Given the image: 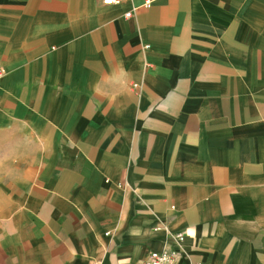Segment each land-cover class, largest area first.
Returning <instances> with one entry per match:
<instances>
[{
    "label": "crops",
    "instance_id": "0c3cea01",
    "mask_svg": "<svg viewBox=\"0 0 264 264\" xmlns=\"http://www.w3.org/2000/svg\"><path fill=\"white\" fill-rule=\"evenodd\" d=\"M0 68V264H264V0H0Z\"/></svg>",
    "mask_w": 264,
    "mask_h": 264
},
{
    "label": "built area",
    "instance_id": "2783aa9c",
    "mask_svg": "<svg viewBox=\"0 0 264 264\" xmlns=\"http://www.w3.org/2000/svg\"><path fill=\"white\" fill-rule=\"evenodd\" d=\"M105 4L117 2V0H103ZM151 0H143L144 5H149ZM133 14L132 10L126 11L124 17H131ZM3 75V70L0 68V78ZM178 246L184 239V235L181 233H175L170 236ZM181 253L179 247L172 248L166 244L161 250H153L149 255L137 262L136 264H180Z\"/></svg>",
    "mask_w": 264,
    "mask_h": 264
}]
</instances>
